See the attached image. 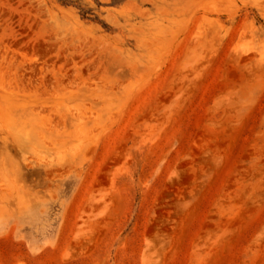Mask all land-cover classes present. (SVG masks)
I'll return each instance as SVG.
<instances>
[{
    "label": "rangeland",
    "instance_id": "obj_1",
    "mask_svg": "<svg viewBox=\"0 0 264 264\" xmlns=\"http://www.w3.org/2000/svg\"><path fill=\"white\" fill-rule=\"evenodd\" d=\"M0 264H264V0H0Z\"/></svg>",
    "mask_w": 264,
    "mask_h": 264
}]
</instances>
